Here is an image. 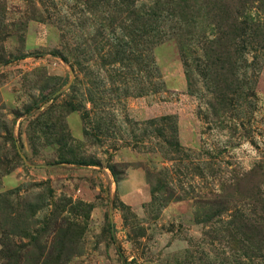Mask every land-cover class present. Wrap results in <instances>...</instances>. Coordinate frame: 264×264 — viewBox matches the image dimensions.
I'll list each match as a JSON object with an SVG mask.
<instances>
[{"label": "rangeland", "instance_id": "obj_1", "mask_svg": "<svg viewBox=\"0 0 264 264\" xmlns=\"http://www.w3.org/2000/svg\"><path fill=\"white\" fill-rule=\"evenodd\" d=\"M126 1L99 35L90 0H0V264H264L230 224L264 216V0H159L192 31L154 45L142 94L103 47Z\"/></svg>", "mask_w": 264, "mask_h": 264}, {"label": "trees", "instance_id": "obj_2", "mask_svg": "<svg viewBox=\"0 0 264 264\" xmlns=\"http://www.w3.org/2000/svg\"><path fill=\"white\" fill-rule=\"evenodd\" d=\"M103 1L104 0H90L87 11L94 17L97 14L100 15V13L105 14L106 17L103 18L104 24L100 25L98 30L99 35H102L104 33L105 35L109 33L113 34L115 29L111 26L114 23L109 20L110 17L108 16V12L105 10V8H101L104 7L101 4ZM182 1L183 0H179V2ZM227 3L228 0H226L225 5H227ZM125 4L132 6L128 14L123 17L124 20H128L131 22L130 29L127 28L128 25L125 26V24L123 23L124 21H120L119 25L117 26L119 28V34L116 36L117 42L115 44L110 42L107 36L105 40L103 38V47H107V52L110 51L114 53L115 57L112 61L113 64L118 63V67H124L125 65L128 66L130 61L135 62L137 75L135 77L136 81L134 88L136 89V94H142L145 93V90L142 84L143 74L141 75V73L145 71V68H148L147 77H151L149 81L155 88L159 79V73L154 65V60L151 55L154 45L164 39L173 37L178 41L179 49L181 51V49H183V45L185 44V38L188 34H191L190 32L192 31V29L186 30L183 24L179 25L178 23L176 24L177 28L173 26H171L170 28H165L163 24V22L165 21L164 18L168 19L169 16H173V12H170L168 15H164V10L160 7L159 0H154L153 5L151 7H148V9L135 7L134 0H127ZM176 9L180 11V13L178 14V19H180L182 17V13L186 12L187 7L185 9L184 6L180 4ZM122 11H124V13L127 12V8L122 9ZM226 13L228 14V11H226L225 14ZM227 16L228 15L225 16L226 20L224 22V27L222 28V33H225L224 35L226 39L229 40L227 36L233 35V32L230 29L232 27V24L230 22H232L234 19L231 17L227 18ZM213 17H215V14ZM212 22L214 23V20ZM104 29H106L107 31H105ZM211 34L214 35V32H211ZM124 35L133 37L131 39L133 41L132 52L134 53L132 54L133 56H131L134 60L130 58V56L127 57V55H129V45L128 41H126L127 39L124 38ZM100 37L102 39V36ZM213 42L214 41L211 38L208 40V45L205 46V48L208 50V53L211 52V55H213L216 44V42ZM212 43L214 47H212ZM227 45L228 44L225 42V47ZM62 55V58L67 61V56L63 53ZM208 63L210 66L213 64L212 60H209ZM186 66L187 65L184 63L185 68ZM96 129L100 130V128ZM155 131L158 135L162 136L165 139V142L169 144L172 149H177L178 142L176 141V128L174 124H171V126L168 127L169 132H167V134L161 133L159 129H156ZM254 194L249 196V198H254L253 200L252 198H250L251 203L254 201L256 202V207H262L264 199L260 197H254ZM254 213L255 211H251L250 213H245V215L242 214L240 216L234 217V222L230 221V224L233 225L232 230L236 233H241L240 235L242 239L246 242L244 245L247 248L246 257L251 260V262L255 259L254 256L256 255H259L262 258V249L264 250V216L256 217L254 216L256 213Z\"/></svg>", "mask_w": 264, "mask_h": 264}]
</instances>
